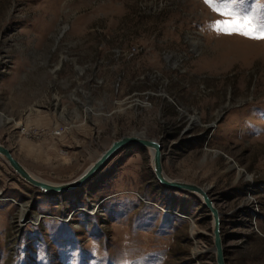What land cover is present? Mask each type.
Segmentation results:
<instances>
[{"label": "rangeland", "instance_id": "1", "mask_svg": "<svg viewBox=\"0 0 264 264\" xmlns=\"http://www.w3.org/2000/svg\"><path fill=\"white\" fill-rule=\"evenodd\" d=\"M262 30L264 0H0V144L59 185L159 141L220 212L226 264H264ZM0 264H216L213 219L146 148L59 194L0 157Z\"/></svg>", "mask_w": 264, "mask_h": 264}, {"label": "water", "instance_id": "2", "mask_svg": "<svg viewBox=\"0 0 264 264\" xmlns=\"http://www.w3.org/2000/svg\"><path fill=\"white\" fill-rule=\"evenodd\" d=\"M5 119V116L0 114V123ZM11 121V120H7ZM138 146L151 150V163L153 173L158 182L166 187L177 191L189 192L199 195L203 201L204 206L209 210L213 219V236H214V251L216 255V264H226L225 250L223 246V239L221 235V214L213 204L212 200L207 195L203 187L196 186L191 183L182 182L178 180H171L167 178L162 168V147L159 141L148 139L143 134L133 133L128 136H123L118 140L113 141L109 147L96 159V161L83 173L79 178L64 184H50L37 177L29 174L27 169L13 156L10 149L0 144V157L6 164L18 175L23 181L30 186L38 189L43 193L59 194L70 192L76 188L81 187L89 181L120 149L125 146ZM90 208V207H89ZM88 210V209H87ZM42 216H38V220Z\"/></svg>", "mask_w": 264, "mask_h": 264}, {"label": "snow or ice", "instance_id": "3", "mask_svg": "<svg viewBox=\"0 0 264 264\" xmlns=\"http://www.w3.org/2000/svg\"><path fill=\"white\" fill-rule=\"evenodd\" d=\"M227 27H231L233 30L232 31H225L224 34H243L245 36H248V32L244 31L241 32L240 31V24L239 23H234V24H230L227 25ZM249 38H259V39H264V30L261 31V34L258 37H249Z\"/></svg>", "mask_w": 264, "mask_h": 264}, {"label": "bare ground", "instance_id": "4", "mask_svg": "<svg viewBox=\"0 0 264 264\" xmlns=\"http://www.w3.org/2000/svg\"><path fill=\"white\" fill-rule=\"evenodd\" d=\"M149 151L151 152V150H149ZM151 156H152V152H151ZM93 163H94V162H93ZM93 163H92V164H93ZM92 164H91V165H92ZM91 165H90V166H91ZM90 166H89V167H90ZM89 167H88V168H89ZM88 168H87V169H88ZM87 169H86V170H87ZM86 170H85V172H86ZM27 171H28V170H27ZM28 172H29V171H28ZM85 172H84V173H85ZM29 174H30L31 176H33L30 172H29ZM81 175H82V174H81ZM81 175H80V176H81ZM80 176H79V177H80ZM33 177H35V176H33ZM79 177H78V178H79ZM182 182H183V181H182ZM204 190H205V191H208L207 189H204Z\"/></svg>", "mask_w": 264, "mask_h": 264}]
</instances>
